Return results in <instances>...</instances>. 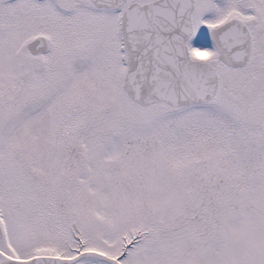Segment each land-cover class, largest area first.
<instances>
[{
	"label": "snow or ice",
	"instance_id": "obj_1",
	"mask_svg": "<svg viewBox=\"0 0 264 264\" xmlns=\"http://www.w3.org/2000/svg\"><path fill=\"white\" fill-rule=\"evenodd\" d=\"M0 264H264V0H0Z\"/></svg>",
	"mask_w": 264,
	"mask_h": 264
},
{
	"label": "rangeland",
	"instance_id": "obj_2",
	"mask_svg": "<svg viewBox=\"0 0 264 264\" xmlns=\"http://www.w3.org/2000/svg\"><path fill=\"white\" fill-rule=\"evenodd\" d=\"M201 35L199 37V40L195 43H199V42H202V41H207L209 45H211V40H210V36L209 34L207 33V30L206 29H202L201 30Z\"/></svg>",
	"mask_w": 264,
	"mask_h": 264
}]
</instances>
